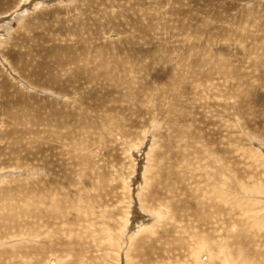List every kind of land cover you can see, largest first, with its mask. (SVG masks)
<instances>
[{
  "label": "rangeland",
  "instance_id": "374dc122",
  "mask_svg": "<svg viewBox=\"0 0 264 264\" xmlns=\"http://www.w3.org/2000/svg\"><path fill=\"white\" fill-rule=\"evenodd\" d=\"M0 264H264V0H0Z\"/></svg>",
  "mask_w": 264,
  "mask_h": 264
},
{
  "label": "bare ground",
  "instance_id": "6f19581e",
  "mask_svg": "<svg viewBox=\"0 0 264 264\" xmlns=\"http://www.w3.org/2000/svg\"><path fill=\"white\" fill-rule=\"evenodd\" d=\"M165 47V46H164ZM162 49V48H161ZM166 49V48H165ZM175 58H177V57H175ZM172 79H175V78H173L172 77ZM157 89H159V88H157ZM145 91H149V89H147V90H145ZM82 163V162H81ZM82 171V170H81ZM85 171H86V169H85ZM87 172V171H86ZM82 173V172H81ZM69 197V196H68ZM77 199V198H76ZM144 200V199H143ZM79 201V200H78ZM75 203V202H74ZM73 207V206H72ZM70 211V210H69Z\"/></svg>",
  "mask_w": 264,
  "mask_h": 264
}]
</instances>
